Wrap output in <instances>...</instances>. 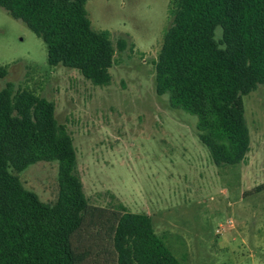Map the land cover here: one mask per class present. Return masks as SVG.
I'll return each mask as SVG.
<instances>
[{"label":"rangeland","instance_id":"rangeland-1","mask_svg":"<svg viewBox=\"0 0 264 264\" xmlns=\"http://www.w3.org/2000/svg\"><path fill=\"white\" fill-rule=\"evenodd\" d=\"M171 1L86 3L92 27L108 31L116 51L108 86L76 69L50 67L42 39L0 7V66H8L0 90L11 82L54 102L58 123L73 138L89 205L72 236L74 249L87 254L79 264H116L112 229L123 210L151 216L183 264H264V86L244 96L251 139L245 160L215 165L198 138L197 117L156 93ZM58 172V162L41 161L14 174L54 204Z\"/></svg>","mask_w":264,"mask_h":264},{"label":"trees","instance_id":"trees-1","mask_svg":"<svg viewBox=\"0 0 264 264\" xmlns=\"http://www.w3.org/2000/svg\"><path fill=\"white\" fill-rule=\"evenodd\" d=\"M90 0H0L45 43L50 67L78 70L108 86L115 48L86 10ZM171 24L155 63L156 93L197 117L200 142L217 166L242 163L250 151L244 96L264 86V0H172ZM221 28V38L216 31ZM125 39L118 47L124 50ZM8 66H0V77ZM54 102L9 82L0 90V264H79L72 243L88 210L76 174L72 136ZM59 164V195L47 204L14 174L37 162ZM116 264H183L154 230L151 216L123 210L113 227Z\"/></svg>","mask_w":264,"mask_h":264}]
</instances>
